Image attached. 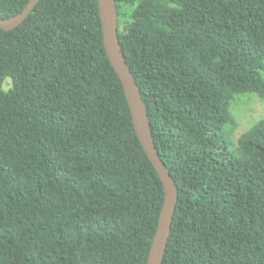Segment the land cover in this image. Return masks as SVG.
<instances>
[{
	"label": "trees",
	"instance_id": "16d2710c",
	"mask_svg": "<svg viewBox=\"0 0 264 264\" xmlns=\"http://www.w3.org/2000/svg\"><path fill=\"white\" fill-rule=\"evenodd\" d=\"M30 0H0V19ZM119 37L178 187L163 264H264V0H116ZM165 201L103 43L98 0L0 29V264H147Z\"/></svg>",
	"mask_w": 264,
	"mask_h": 264
},
{
	"label": "water",
	"instance_id": "95a60500",
	"mask_svg": "<svg viewBox=\"0 0 264 264\" xmlns=\"http://www.w3.org/2000/svg\"><path fill=\"white\" fill-rule=\"evenodd\" d=\"M40 1L30 0L22 13L7 19H0V29L11 31L20 27ZM98 6L103 43L108 59L122 82L138 139L163 184L165 201L147 260V264H163L178 204V187L159 155L142 92L122 50L116 0H98Z\"/></svg>",
	"mask_w": 264,
	"mask_h": 264
},
{
	"label": "rangeland",
	"instance_id": "374dc122",
	"mask_svg": "<svg viewBox=\"0 0 264 264\" xmlns=\"http://www.w3.org/2000/svg\"><path fill=\"white\" fill-rule=\"evenodd\" d=\"M231 111L238 123L237 135H241L264 119V99L257 95L237 96Z\"/></svg>",
	"mask_w": 264,
	"mask_h": 264
}]
</instances>
